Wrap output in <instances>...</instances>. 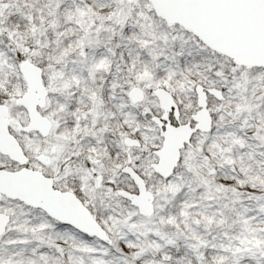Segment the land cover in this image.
Segmentation results:
<instances>
[{
	"label": "snow or ice",
	"instance_id": "obj_1",
	"mask_svg": "<svg viewBox=\"0 0 264 264\" xmlns=\"http://www.w3.org/2000/svg\"><path fill=\"white\" fill-rule=\"evenodd\" d=\"M0 264H264V0H0Z\"/></svg>",
	"mask_w": 264,
	"mask_h": 264
}]
</instances>
